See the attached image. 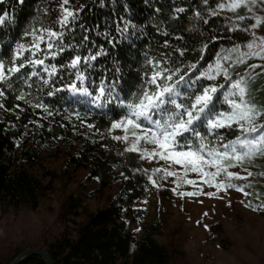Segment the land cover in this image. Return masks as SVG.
<instances>
[{
	"label": "trees",
	"instance_id": "obj_1",
	"mask_svg": "<svg viewBox=\"0 0 264 264\" xmlns=\"http://www.w3.org/2000/svg\"><path fill=\"white\" fill-rule=\"evenodd\" d=\"M227 1L70 0L69 7H86L77 13L76 21L61 28L53 23L59 15L61 0H0V16L5 20L0 25V60L6 67L11 66L17 42L30 47L33 37L25 36V30L33 27L39 30L43 26L64 34L62 40L52 39L54 46L50 50L45 37L34 54L22 52L20 60L25 67L19 74H8L11 87L0 84V91L4 93L0 96V104L4 106L0 108V207L3 212L38 209L40 200L50 188L32 172L39 164V153L35 149L37 145L55 141L63 142L70 150L67 166L89 170L91 178L98 181L99 190L118 183L122 203L143 202L159 189L152 183L156 179L145 168L140 153L125 151L126 143L112 139V133L119 129L109 131L111 123L124 117L127 108L117 102H98L102 106L92 103L96 86L101 81L105 84L117 81L119 97L131 100L143 82L144 72L150 69L149 59L167 60L169 68H184L187 74L180 85V99L187 104L184 97L202 86L225 84L222 77H217L216 81L202 78L195 85L191 82L201 73L211 72L218 57L230 55L231 59L221 62L230 69L234 79L243 77L247 81L252 102L264 104V67H249L264 65V60L245 57L243 64L236 63L240 53L249 52L247 45L256 31L264 33V23L253 28L254 18L223 13L218 5ZM177 8L185 11L178 13ZM213 10L218 15H210ZM196 12H200L201 17H196ZM118 25L127 31H117ZM165 31L168 36L163 35ZM85 36L88 37L86 41ZM165 41L168 47H164ZM61 47L65 49L62 52ZM177 49L186 50L185 55L181 57ZM101 50L107 54L97 56L89 64L81 62L77 68L68 66L78 54L84 57ZM28 59H40L44 64L32 65ZM189 64H195L196 68L184 67ZM53 66L57 71L50 75ZM117 68L120 72H116ZM78 74L87 79L78 80ZM72 84L78 88L87 87L93 96L74 92L70 88ZM227 87L218 94L215 112L227 110L224 103ZM49 92L54 95H48ZM20 96L24 98L18 99ZM38 103L46 106L47 111L44 107H36ZM161 118L162 114L155 115V119ZM89 124L95 128H89ZM197 130L207 131L200 124ZM217 131L224 137L218 143L235 139V128ZM178 150H186L183 141ZM241 167L252 175L247 180L231 182L245 186L244 191L249 193L252 203L264 202V156L252 158ZM67 200L62 209L64 230L45 244L52 264H173V254L157 241L164 233L162 224L143 222V210L126 209L115 200L105 209L87 212L86 220L83 223L74 221V228H71L68 221L81 215L78 211L82 201L73 196ZM130 222H134L139 231L131 229ZM212 230L215 240L224 243L220 237L222 225L217 224ZM26 250L22 245L0 246V264H13ZM46 263L44 258L32 256L21 264Z\"/></svg>",
	"mask_w": 264,
	"mask_h": 264
},
{
	"label": "snow or ice",
	"instance_id": "obj_2",
	"mask_svg": "<svg viewBox=\"0 0 264 264\" xmlns=\"http://www.w3.org/2000/svg\"><path fill=\"white\" fill-rule=\"evenodd\" d=\"M248 2L249 0H230L227 5L224 3L219 4L218 8L224 9L227 7L228 10L235 11L244 6L251 11ZM255 2L256 0H251V3ZM205 3H207V0H205ZM261 3H264V0H261ZM69 4L70 0H61L59 15L53 21L54 24H59L61 28H67L73 21H76L78 18L77 13L82 12L86 7V5L69 7ZM184 11L183 8L176 9L178 13ZM195 15L201 17L200 12H196ZM210 15H218V12L213 10ZM4 23V17L0 16V25ZM204 23H208V21L204 20ZM259 23L260 21L257 19V24ZM257 24L252 25V27L255 28ZM133 27L135 26L133 25ZM117 31L125 32L127 28L121 29L118 25ZM24 35L33 37L31 45L26 47L23 43L17 42L13 49L11 66L9 67H6L4 61L0 60V84H7L11 87V79L8 74H19L21 69L25 67L23 61L20 60L22 52H32L34 54L35 50L40 49L41 43H44L45 37L48 38L47 47L50 50L54 46L51 42L52 39L62 40L64 36L63 32H57L52 27L43 26L39 30L34 27L30 31L25 30ZM105 35L108 34L105 33ZM163 35L168 36L169 33L165 31ZM83 39L86 41L88 37L85 36ZM164 47H168L167 41H165ZM204 47L206 48L207 45H204ZM253 47L254 42L249 43L247 45L249 52L240 53L236 63L243 64L245 57H256L264 60V38H261L259 51H252ZM64 50V47L60 48L61 52ZM177 51L183 57L186 50L177 49ZM106 54L103 50L95 55L89 54L84 57L78 54L71 59L68 66L77 68L81 62L89 64L90 61H95L97 56ZM229 59H231L230 55L218 57L211 72L201 73L196 80L191 82V85H195L202 78L208 81H216L217 77H222L225 84L210 83L202 86L184 97V100L188 101L187 104L180 99L182 95L180 85L185 81L187 74L184 68H169L166 66L167 60L157 61L155 59L147 60L150 69L144 72L143 82L138 91L132 94L131 100L125 101L119 97V93L116 91L118 83L114 80L110 84L101 81L100 85L96 86V95L92 103L102 106L98 102L106 104L117 102L127 108V114L119 120H113L109 129V131L123 130L125 133L123 136H113L112 139L126 144L131 136V145L125 151L139 152L142 159L148 156L153 158L159 156L161 160L173 161L184 166L185 176L190 170L205 178L203 183L215 187L217 190L226 191L229 188H235L247 196L249 193L244 191L245 186L231 182L233 180H246L247 177L240 175L239 172L229 171V169L242 166L252 158L264 156V104H256L249 99L247 81L243 77L234 79L230 69L221 62ZM15 61H20V63L17 64ZM28 63L39 66L43 65L44 61L28 59ZM184 67L194 70L196 65L189 64ZM249 67L255 69L264 67V65L252 64ZM45 71L48 70L45 69ZM56 71L57 69L53 66L49 74H54ZM116 72H120V69L117 68ZM33 75H36V73H33ZM77 79L83 81L87 77L78 74ZM44 83H47V81ZM226 85L228 87L227 91L224 92V103L227 105V110L215 112V101ZM70 88L74 92L85 96H93V93L87 87L78 88L76 84H72ZM3 95V91H0V96ZM48 95H54V93L49 92ZM23 98V96L18 97V99ZM3 107L0 104V108ZM36 107H44L47 111L46 106L42 104L38 103ZM157 113L162 114L161 119H155ZM77 119H80L79 114H77ZM198 124L203 125L207 131L197 130ZM88 127L95 128V125L89 124ZM226 128H235V139H231L227 143H218L224 137L217 130ZM189 136L194 139H190ZM209 137H214V139H209ZM181 141L184 142L186 150H178ZM141 142L152 144L154 148L151 151L146 148H139ZM207 169H215V171ZM156 171H164L166 176L177 175L167 169H157ZM222 174L227 182L214 183L217 177ZM248 175L251 176L252 173L249 172ZM97 179L99 178L97 177ZM185 182L191 185L196 184L194 180H186ZM152 183L155 184V180ZM196 194L195 192L181 193V195L188 196ZM208 195L211 196L212 194L208 193ZM245 206L251 207L250 204ZM257 208H264V204L257 206ZM257 208H253V211H256ZM205 227L207 226L205 225Z\"/></svg>",
	"mask_w": 264,
	"mask_h": 264
},
{
	"label": "rangeland",
	"instance_id": "obj_3",
	"mask_svg": "<svg viewBox=\"0 0 264 264\" xmlns=\"http://www.w3.org/2000/svg\"><path fill=\"white\" fill-rule=\"evenodd\" d=\"M229 2L230 0L225 5ZM248 6L251 11L244 6L235 11H230L227 7L221 10L236 17H252L256 24L259 19V27L264 23V3L261 0L251 3L249 0ZM261 38H264V33L257 30L250 42H254L252 51H259ZM112 134L123 136L125 133L119 129ZM126 145H131V137ZM66 148L61 141L36 146L39 164L32 172L50 190L40 200L36 210L25 208L17 213L7 210L5 214L0 207V246L22 245L26 251L46 250V242L63 232L62 209L67 199L73 196L82 201V207L78 211L80 216L69 219L71 228H74V221L83 223L87 212L105 209L116 200L126 209L132 207L143 210V222L159 221L162 224L164 233L157 237V241L173 254V264H264V215L260 214L264 212V208H257L264 202L252 203L248 195L233 188L217 190L203 183L205 178L198 173L189 170L185 176L183 165L161 160L159 156H148L144 158V166L154 175L159 189L143 202L133 205L122 203L118 183L101 191L98 181L91 178L89 170L68 167L70 150ZM139 148L151 151L154 145L141 142ZM72 151L74 150L71 149ZM157 169H167L177 175L166 176L164 171H156ZM229 171L239 172L247 179L250 178L249 171L241 166ZM186 180H194L196 184H188ZM216 182L227 181L222 174L214 181ZM163 189L167 192H163ZM189 192L197 194L181 195ZM208 193L212 195L209 196ZM249 204L251 207L245 206ZM253 208L257 210L253 211ZM217 224L223 227L220 237L224 239V243L215 240L216 234L211 231ZM130 227L138 229L134 222H130Z\"/></svg>",
	"mask_w": 264,
	"mask_h": 264
},
{
	"label": "water",
	"instance_id": "obj_4",
	"mask_svg": "<svg viewBox=\"0 0 264 264\" xmlns=\"http://www.w3.org/2000/svg\"><path fill=\"white\" fill-rule=\"evenodd\" d=\"M32 256H39L44 258L46 264H52V259L50 258L48 252L45 250H37L32 249L24 252L13 264H21L24 260L32 257Z\"/></svg>",
	"mask_w": 264,
	"mask_h": 264
}]
</instances>
